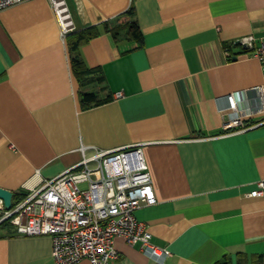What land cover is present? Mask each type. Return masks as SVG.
<instances>
[{
	"label": "crops",
	"instance_id": "0c3cea01",
	"mask_svg": "<svg viewBox=\"0 0 264 264\" xmlns=\"http://www.w3.org/2000/svg\"><path fill=\"white\" fill-rule=\"evenodd\" d=\"M68 3L76 30L134 7L144 44L102 32L81 48L104 77L98 96L112 98L82 110L49 0L0 10V188L25 196L96 151L142 145L158 202L135 216L170 251L164 264L264 261V195L249 196L264 180V115L244 132L223 129L228 95L263 82L260 61L240 42H264V0ZM115 246L109 264H162L124 238ZM52 248L51 236L0 230V264H56Z\"/></svg>",
	"mask_w": 264,
	"mask_h": 264
},
{
	"label": "built area",
	"instance_id": "2783aa9c",
	"mask_svg": "<svg viewBox=\"0 0 264 264\" xmlns=\"http://www.w3.org/2000/svg\"><path fill=\"white\" fill-rule=\"evenodd\" d=\"M27 1L0 0V10ZM49 4L65 40L76 31L68 0H49ZM254 41L252 36L246 37L240 45L253 50L251 55L260 61L263 82L251 90L228 95L231 115L223 124L226 134L253 128L258 124L250 121L264 115V42L254 48ZM225 55L231 58L229 48ZM257 186L249 196L264 195V180ZM157 202L142 145H135L84 157L80 164L45 182L10 210L0 200V223L10 220L19 235L51 236L56 264L83 260L109 264L119 258L117 238L139 245L146 256L164 264L170 251L154 245L152 234L135 216L139 208Z\"/></svg>",
	"mask_w": 264,
	"mask_h": 264
},
{
	"label": "trees",
	"instance_id": "16d2710c",
	"mask_svg": "<svg viewBox=\"0 0 264 264\" xmlns=\"http://www.w3.org/2000/svg\"><path fill=\"white\" fill-rule=\"evenodd\" d=\"M102 32L110 33L114 40L119 42L123 37L130 42H135L137 47L144 44L143 34L139 27L138 21L135 17V9L131 7L125 13L118 16L112 22H106L102 27H90L83 30H76L70 33L67 38V48L71 62L73 75L79 83V99L82 110L91 109L108 103L112 100L111 96L101 99L98 96L99 90L94 84L104 83V77L97 74L98 70L89 68L81 56V48L89 43L91 40L99 37ZM132 49L128 50L130 52ZM96 75V76H95ZM18 194L14 195L13 206L19 204L26 198ZM14 226L10 220H5L0 223V230L13 229ZM263 259L258 258L254 264H264ZM216 264H231L230 259L225 257ZM238 264H248L246 256H240Z\"/></svg>",
	"mask_w": 264,
	"mask_h": 264
},
{
	"label": "water",
	"instance_id": "95a60500",
	"mask_svg": "<svg viewBox=\"0 0 264 264\" xmlns=\"http://www.w3.org/2000/svg\"><path fill=\"white\" fill-rule=\"evenodd\" d=\"M0 200L3 201L4 206L7 210H10L13 206V200H14V193L0 188Z\"/></svg>",
	"mask_w": 264,
	"mask_h": 264
}]
</instances>
